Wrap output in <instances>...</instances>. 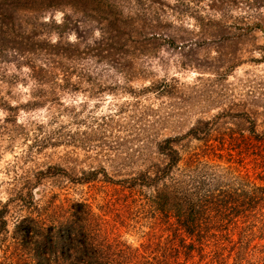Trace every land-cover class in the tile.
Segmentation results:
<instances>
[{"label":"trees","instance_id":"1","mask_svg":"<svg viewBox=\"0 0 264 264\" xmlns=\"http://www.w3.org/2000/svg\"><path fill=\"white\" fill-rule=\"evenodd\" d=\"M217 1L215 7L221 8V15L234 8L242 13L238 23L234 18V22L223 24V28H232L239 36L258 24L259 10L264 8V0ZM0 5L10 11L6 13V20L0 10V82L5 79V86H10L27 80L33 105L43 102L60 105V92L77 88L83 81L95 84L85 61L101 62L121 75L124 82H129L137 59L152 53L153 41L159 36L149 31L150 24L133 19L127 22L115 14L111 23L106 20L100 24L96 39L79 49L77 42L45 39L48 24L41 21L42 13L50 7L63 6L81 14L87 22H98L93 13L99 9L98 3L0 0ZM148 8L149 2H141L133 15L140 18L150 13ZM143 20L146 21L145 17ZM70 23L69 20L67 24ZM63 44L68 46H60ZM109 53L111 56H107ZM21 71L24 77L20 78ZM178 83L171 78L160 83L149 82L139 90L159 94L177 89ZM0 109L6 113L0 128L16 131L21 125L15 123L10 106L0 100ZM226 115L232 119L228 120ZM181 139L182 145H178ZM32 140L37 149L74 146L69 136L62 134ZM193 140L198 144L189 146ZM153 143L155 157L141 158V167L131 174L122 173L125 174L122 178H118L121 172L116 166L109 172L103 168L80 169L78 176L71 174V168L66 171L56 165L39 172L42 177L69 176L65 179L72 184L115 182L124 196L138 197L141 209L153 216L157 214L162 222L168 223L174 244L159 247L148 242L131 247L105 230L106 221L92 211L85 198L57 199L56 194L43 191L33 198L34 185L26 183L24 192L10 189L8 196L0 201V264H171L180 250L187 254L198 251L206 237L214 234L224 242L221 250L231 255L229 264H239L246 250L254 253V264H262L264 250H257L255 243L254 251L249 249L253 240L264 238V128L261 123L253 119L250 111L232 113L225 109L211 118L195 120L182 137H164ZM209 155L212 160L204 159ZM245 163L258 170L250 178L239 176L237 181L234 176L235 172L239 174L237 167ZM56 186L61 187L62 182Z\"/></svg>","mask_w":264,"mask_h":264},{"label":"rangeland","instance_id":"2","mask_svg":"<svg viewBox=\"0 0 264 264\" xmlns=\"http://www.w3.org/2000/svg\"><path fill=\"white\" fill-rule=\"evenodd\" d=\"M144 1L150 3V13L135 17L133 14ZM92 2L98 3L99 9L93 12L98 22H87L81 14L72 13L62 5L45 10L41 17L48 24L44 38L51 42H77V47L83 49L98 37L100 24L106 20L111 23L113 16L119 14L116 17L127 22L133 19L148 23L152 26L149 31L159 34L153 41L152 53L137 59L129 82H124L121 75L101 62L85 61L95 84L83 81L77 88L60 92V105L51 102L33 105L27 80L5 86L3 79L0 100L10 106L15 123L21 126L10 132L0 128V201L8 196L10 189L24 192L27 183L34 185L33 198L42 191L56 194L57 199L85 198L92 211L106 221L105 230L131 247L148 242L159 247L174 244L168 223L162 222L157 214L153 216L141 209L138 197L135 201L124 196L115 182L72 184L65 179L69 176L42 177L39 171L45 172L47 167L56 165L66 171L71 168V174L78 176L80 169L103 168L109 172L116 166L121 172L118 178H122L141 167V158L155 157L153 141L182 137L195 120L211 118L225 109L232 113L250 111L264 128V8L259 10L258 24L239 36L232 28H223V24L234 22V18L238 23L242 13L234 8L221 15V8L215 7L216 0ZM0 10L8 20L6 13L10 11L3 5ZM69 20L71 23L67 24ZM18 74L24 77L23 71ZM171 78L179 82L175 90L159 94L139 90L149 82L160 83ZM5 114L0 109V121ZM56 134L69 136L74 146L37 149L32 142L34 137L41 139ZM181 143L182 139L178 145ZM193 144L198 143L193 140L188 145ZM180 167L179 162L177 168ZM257 168L245 163L237 167L239 174L235 172L234 176L237 181L239 176L250 178ZM60 182L62 186L57 187ZM257 240L249 244V249L254 251L255 243L257 250H264V238ZM223 245L215 234L209 235L200 250L188 254L180 250L171 264H229L231 255L221 250ZM253 254L246 250L239 264H254Z\"/></svg>","mask_w":264,"mask_h":264},{"label":"water","instance_id":"3","mask_svg":"<svg viewBox=\"0 0 264 264\" xmlns=\"http://www.w3.org/2000/svg\"><path fill=\"white\" fill-rule=\"evenodd\" d=\"M38 193H39V192H38V190L36 189V190H35V192H34V194H36V195H37Z\"/></svg>","mask_w":264,"mask_h":264}]
</instances>
